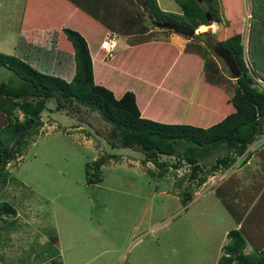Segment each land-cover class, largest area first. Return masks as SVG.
Listing matches in <instances>:
<instances>
[{
    "label": "trees",
    "instance_id": "1",
    "mask_svg": "<svg viewBox=\"0 0 264 264\" xmlns=\"http://www.w3.org/2000/svg\"><path fill=\"white\" fill-rule=\"evenodd\" d=\"M62 1L76 11L74 17L88 21L91 37L98 32L99 49L110 30L128 36V46L112 57L101 50L102 58L96 59L90 39L67 27L64 32L73 47L71 60L63 52L34 47L29 42L34 33L29 30V38L21 31L13 54L0 52V70L9 72L7 79L0 80V193L10 176L8 165L22 155L42 125V112L51 100L56 111L96 113L115 130L112 146L142 152L143 164L152 162L159 168L150 170L153 174L166 175L186 162L197 188L207 177L230 169L239 157L246 164L256 153L262 168L253 174L251 184L243 185L239 176L230 174L214 186L215 195L236 225L226 235L228 241L217 264H264V146L250 149L264 134V88L260 85L264 81V0L260 10L252 4L249 61L245 56L243 0H219L222 14L218 0H175L182 15L163 11L157 0H129L130 8L122 0ZM209 18L223 23L219 31H197L210 24ZM158 22L188 30L165 29L184 39L181 51L173 45L163 50L153 47V29L161 28ZM191 30L195 32L189 33ZM57 32L55 29L53 34ZM42 50L48 54L40 55ZM211 51L221 56L229 69L228 60H232L240 76L231 69L230 78L225 76ZM57 58L59 62H55ZM58 64L61 68L53 70ZM68 69H73L71 80L63 76ZM143 97L150 99L149 107L141 104ZM154 110L160 116L148 115ZM16 111L23 113V121ZM183 114H187L185 122L181 121ZM163 156L177 161L161 160ZM110 157L95 161L96 183L101 181V166ZM185 197L184 201H189L192 193ZM10 215H16L13 205L0 202V220L7 222L4 216ZM53 240L58 245L57 235ZM249 245L252 250L247 252Z\"/></svg>",
    "mask_w": 264,
    "mask_h": 264
},
{
    "label": "rangeland",
    "instance_id": "2",
    "mask_svg": "<svg viewBox=\"0 0 264 264\" xmlns=\"http://www.w3.org/2000/svg\"><path fill=\"white\" fill-rule=\"evenodd\" d=\"M122 1L127 8L132 7L129 0ZM157 1L163 11L178 14L182 10L175 0L178 5L174 2L168 9L166 1ZM261 1L243 0L248 61L252 4L260 10ZM218 4L222 14L219 0ZM25 5L26 0H0V52H15L18 21ZM222 24L211 21L197 31L218 32ZM85 27H79L84 34L89 31ZM165 29H153V47L163 50L166 44L181 51L184 39ZM97 33L88 37L96 59L102 58L96 50ZM126 37L120 36L115 51L127 47ZM211 52L222 73L230 78L224 59ZM58 66L53 70L61 68ZM68 70L61 75L71 80L73 69ZM8 76L9 72L0 70V80ZM260 85L264 88V82ZM143 99L142 105L146 104ZM150 112L153 116L160 113ZM16 115L23 121L21 111ZM41 120L22 155L8 165L10 176L0 193V202H9L16 209V215L4 216L7 222L0 220V264H217L228 241L226 235L236 225L215 195L214 186L230 174L239 176L243 185L251 184L253 174L262 168L256 153L246 164L239 157L230 169L207 177L197 188L196 180L189 178L191 170L186 162L160 176L150 171H159L154 163L143 164L144 154L139 150L113 147L110 140L115 139V130L96 113L56 111L51 100ZM186 120L187 114H183L181 121ZM192 121L197 122L195 118ZM262 146L264 134L250 149ZM104 155L111 157L101 166V181L96 183L95 161ZM165 159L177 161L161 158ZM188 192L192 197L185 202ZM55 235L58 245L54 244ZM251 250L247 246L246 251Z\"/></svg>",
    "mask_w": 264,
    "mask_h": 264
},
{
    "label": "crops",
    "instance_id": "3",
    "mask_svg": "<svg viewBox=\"0 0 264 264\" xmlns=\"http://www.w3.org/2000/svg\"><path fill=\"white\" fill-rule=\"evenodd\" d=\"M174 2H175L174 0H166V3H167L166 9H168L169 7L168 5H172L174 4ZM161 3L162 4L164 3L163 0H161ZM58 4L62 5L63 7L59 8ZM175 4L177 3L175 2ZM159 5L161 6V4ZM67 9H68V12L70 11L68 15H67L68 12H64ZM182 13L183 12L181 10L178 14L182 15ZM73 14L75 15L76 11L72 9L70 5L65 4V2H63L62 0H50V1L49 0H30V4H29V0L28 2L26 0V5L23 7L21 21L20 20L18 21L19 37L16 39L15 42L18 43V40L21 37L20 35L22 33L21 31L26 32L29 38V34H28V30H29V31H32V33H34V35H32L29 38V42H33L34 47L36 48L41 47V48L48 49L50 53L52 52L54 53L57 51L63 52L64 54H68V56H66V59L71 60L72 57L69 55H72L71 52L73 51V47H72L71 42L67 38L66 33L64 32V28L71 27L83 33V31H81L79 27L86 26V23L88 22L83 16L82 17L84 19L82 17L76 18L74 17ZM80 18L83 20H81ZM209 19L211 20V18ZM82 23H83V26H82ZM86 28L87 26L85 27V29ZM55 29H58L57 34L55 33L53 34V31ZM89 35H91L89 31H86L84 34L87 40L89 39L88 38ZM244 40H245V37H244ZM118 41L121 42L120 36L118 37ZM165 42L170 44L169 41L168 42L165 41ZM17 43L14 44L15 49H16ZM125 45L128 46V42ZM165 46L167 45L165 44ZM246 47H248V45ZM96 50L99 55L101 50L99 49H96ZM46 54H48L46 50H42L40 53V55H46ZM55 62H59V59L57 58ZM149 100L150 99H143V103L147 104L148 103L147 101ZM145 108H146V105H145Z\"/></svg>",
    "mask_w": 264,
    "mask_h": 264
},
{
    "label": "built area",
    "instance_id": "4",
    "mask_svg": "<svg viewBox=\"0 0 264 264\" xmlns=\"http://www.w3.org/2000/svg\"><path fill=\"white\" fill-rule=\"evenodd\" d=\"M117 43V34L113 31H108L100 47L106 51L108 56L112 57L117 47Z\"/></svg>",
    "mask_w": 264,
    "mask_h": 264
},
{
    "label": "water",
    "instance_id": "5",
    "mask_svg": "<svg viewBox=\"0 0 264 264\" xmlns=\"http://www.w3.org/2000/svg\"><path fill=\"white\" fill-rule=\"evenodd\" d=\"M208 22L211 23V20L209 19ZM157 25L163 26V27H168L169 29L177 31V32H188L187 29L179 27L176 24L168 23V22H158ZM194 32H195L194 30L189 31V33H191V34H193ZM227 55L229 56V53H227ZM228 63L230 65V69H231L232 73L236 76H240L241 71L239 69H237V67L234 65V62L232 60H228ZM22 134H23V132L21 133V135Z\"/></svg>",
    "mask_w": 264,
    "mask_h": 264
},
{
    "label": "clouds",
    "instance_id": "6",
    "mask_svg": "<svg viewBox=\"0 0 264 264\" xmlns=\"http://www.w3.org/2000/svg\"><path fill=\"white\" fill-rule=\"evenodd\" d=\"M111 31V30H110ZM116 33V32H115ZM117 34V33H116ZM118 34H117V42H118ZM105 38V37H104ZM103 41V40H102ZM102 43V42H101ZM101 45V44H100ZM100 50H102V51H104L105 53H106V51L105 50H103V49H101V47H100Z\"/></svg>",
    "mask_w": 264,
    "mask_h": 264
}]
</instances>
